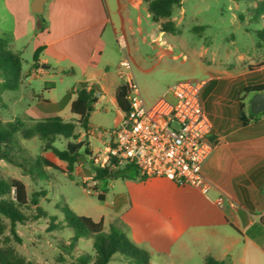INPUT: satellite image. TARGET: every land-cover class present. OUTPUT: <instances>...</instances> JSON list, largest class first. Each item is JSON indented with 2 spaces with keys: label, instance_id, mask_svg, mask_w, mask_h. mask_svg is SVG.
<instances>
[{
  "label": "rangeland",
  "instance_id": "rangeland-1",
  "mask_svg": "<svg viewBox=\"0 0 264 264\" xmlns=\"http://www.w3.org/2000/svg\"><path fill=\"white\" fill-rule=\"evenodd\" d=\"M110 4L112 25H108L103 36L107 46L101 64L102 70L108 74V80L104 82L109 87L108 95H113L115 85L121 82L118 66L126 53L130 56L135 79L148 104L175 82L205 77L202 66L234 65L235 57L239 54L245 56L243 64L252 68L259 59L264 62V57L257 58L264 51V41L257 36L258 31L264 30V16L255 18V4L244 0H183L173 16L163 20H173L175 24L174 30L165 32L153 21L144 3L139 9L129 3L127 12L118 8L117 0H111ZM33 18L36 23L44 19L46 26L49 25L45 15H33ZM37 31L36 26L35 31L30 28L28 34H16L14 19L0 9V37L7 41L10 50L20 55L23 64L18 90L0 92V121L10 122L18 117L29 122L25 111L31 109L42 118L59 115L66 121L76 123L77 119L72 117L65 103L68 94L75 87H80L77 80L71 76L62 77L58 69H52L51 75L44 76L37 73L32 76L29 72L33 66V42ZM121 37L126 39V51L117 43L116 38ZM44 99H55L62 111L56 114V108ZM118 115L114 105L102 99L95 105L89 122L99 130L111 129ZM77 132V140L86 141L91 152L103 148L86 138L80 127ZM71 141L58 137L54 146L63 150ZM21 144L31 158H46L59 168L45 166L46 172L41 171V178L33 179L18 166L0 160V178L20 180L29 197L33 193L46 192L38 197L37 205L30 202L25 206L26 219L15 226L17 238L11 234L9 219L0 214L7 244L28 261L35 264H78L76 258L79 255L94 256L90 240L80 239L68 251L73 233L68 229L51 227L53 222L65 220L70 212L96 221L103 220L106 228L110 224L118 225L141 247L144 244L135 240L133 230L124 221L125 215L133 208V216H142L145 221L153 218V212L157 210L162 212L163 217H173L171 211L174 207L189 219H196V199L186 195V187L176 192L166 181L158 184L164 179L149 178L143 181L127 177L111 179L106 187L94 178L88 160L80 159L69 174L67 164L51 151L43 150L42 142L37 138L21 139ZM10 195L16 198V191L12 190ZM99 195L104 199H99ZM184 239L189 250L195 252L196 244L188 236ZM149 255L151 264H204L200 258L189 261L183 257L180 261L155 253ZM108 264L129 263L123 256L115 254Z\"/></svg>",
  "mask_w": 264,
  "mask_h": 264
},
{
  "label": "crops",
  "instance_id": "crops-1",
  "mask_svg": "<svg viewBox=\"0 0 264 264\" xmlns=\"http://www.w3.org/2000/svg\"><path fill=\"white\" fill-rule=\"evenodd\" d=\"M33 1L0 0V9L14 19L16 34H28L30 28L35 31L38 22L33 15H45L48 20L47 29L34 34V53L42 51L38 64L29 72L44 76L58 69L62 77L75 78L80 87L68 94L65 107L69 109L78 91L95 84L94 88L103 92L98 102L106 99L119 113L116 127L124 115L116 101V89L122 82L115 85L113 95H108L109 87L104 84L108 74L101 68L107 46L103 36L108 25H112L111 0H48L41 14L33 13ZM117 1L124 12L129 3L137 9L143 5L141 0ZM100 40L104 51L98 66L93 68L89 60ZM261 57L264 51L257 58ZM244 59L239 54L234 65L202 66L205 77L201 79L207 80L203 100L212 123L210 138L216 144L202 170L209 183L207 193L190 186L177 187L167 179L158 183L166 181L176 192L188 188L186 195L196 199V219H189L175 207L171 211L173 217H163L157 210L153 212L154 219L145 221L142 216H133L134 208L125 215L124 221L133 230L135 240L144 244L149 253L180 261L184 257L204 262L211 255L225 264H264V111L252 112V98L257 92L251 91L253 86L264 83V62L259 59L252 68L243 64ZM49 101L59 114L60 104L55 99ZM90 141L103 146L107 138ZM186 236L196 244L195 252L189 250Z\"/></svg>",
  "mask_w": 264,
  "mask_h": 264
},
{
  "label": "trees",
  "instance_id": "trees-1",
  "mask_svg": "<svg viewBox=\"0 0 264 264\" xmlns=\"http://www.w3.org/2000/svg\"><path fill=\"white\" fill-rule=\"evenodd\" d=\"M146 6L152 19L159 24L162 31H172L175 29L173 20L170 19L175 10L181 7L183 0H141ZM248 3L255 4L253 11L256 12L255 18L264 16V0H244ZM41 16V15H39ZM46 28L44 19L38 20L37 29L43 31ZM257 36L264 41V30L257 32ZM42 50L35 52L33 55V66L38 64V56ZM104 51V42L100 40L94 47L89 65L93 68L97 67ZM23 72L22 59L18 53L9 49L7 41L0 37V92L7 90H18L21 83ZM252 92H264V83L253 86ZM128 87L120 84L116 89V101L125 114L129 111V103L127 100ZM50 104L49 100H43ZM98 99L94 97L93 89L83 88L77 93V97L70 106V111L77 116L76 123L66 121L62 117L55 115L52 117H40L31 109H26V122L18 117L10 122L0 121V160L13 164L21 168V170L33 179L41 178V171L45 166L55 167L52 162L43 157L31 158L23 145L21 139L37 138L42 142V149L51 151L60 161L67 164L69 174L73 171L75 164L80 159H86L92 165L94 178L107 187L108 181L117 179L118 177H127L131 179L146 178L139 176L136 169L132 166L119 168H101L94 164L91 159L92 152L86 141L77 140V128L86 130L89 124L91 113L95 110ZM54 107V106H53ZM55 108V107H54ZM242 111V108H241ZM241 119L244 122L241 112ZM58 137L72 139L68 142L65 149L60 150L54 146ZM87 138V137H86ZM71 177V176H70ZM12 190L16 191V198L11 196ZM46 192L41 191L33 193L30 197L27 193L24 183L20 180L7 181L0 178V214L10 221L11 234L17 238L15 226L25 221L26 215L24 208L30 202L38 204V197ZM99 199L103 200L104 196L99 195ZM39 209V208H37ZM56 220V218H53ZM51 227L55 229H68L73 233L70 246L67 248L71 251L80 239H87L92 242L94 256L90 254L79 255L76 260L78 264H108L115 254L123 256L129 264H151L149 252L132 241L122 228L115 224H110L106 228L104 221H96L88 216H79L70 212L65 220L53 222ZM4 226L0 224V264H35L20 256L14 248L10 247L4 237ZM226 261H220L213 256L208 255L204 258V264H225Z\"/></svg>",
  "mask_w": 264,
  "mask_h": 264
},
{
  "label": "built area",
  "instance_id": "built-area-1",
  "mask_svg": "<svg viewBox=\"0 0 264 264\" xmlns=\"http://www.w3.org/2000/svg\"><path fill=\"white\" fill-rule=\"evenodd\" d=\"M127 50L125 37L118 39ZM118 77L128 87L129 111L111 129L88 125L84 136L107 138L91 159L101 168L132 166L146 179L161 178L179 186H190L207 193L209 183L202 170L216 144L211 140V120L205 110L203 91L206 79L178 81L166 93L148 104L134 77L128 53L119 62ZM94 90L99 99L103 92Z\"/></svg>",
  "mask_w": 264,
  "mask_h": 264
},
{
  "label": "water",
  "instance_id": "water-1",
  "mask_svg": "<svg viewBox=\"0 0 264 264\" xmlns=\"http://www.w3.org/2000/svg\"><path fill=\"white\" fill-rule=\"evenodd\" d=\"M48 0H34L32 3V11L41 14L44 11V5ZM264 111V92L256 93L252 102V112L258 114Z\"/></svg>",
  "mask_w": 264,
  "mask_h": 264
}]
</instances>
